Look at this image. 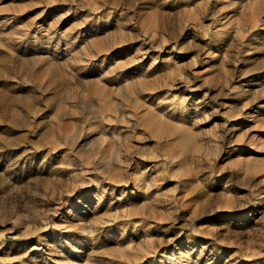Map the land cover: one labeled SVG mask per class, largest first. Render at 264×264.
<instances>
[{"label": "rangeland", "instance_id": "374dc122", "mask_svg": "<svg viewBox=\"0 0 264 264\" xmlns=\"http://www.w3.org/2000/svg\"><path fill=\"white\" fill-rule=\"evenodd\" d=\"M0 264H264V0H0Z\"/></svg>", "mask_w": 264, "mask_h": 264}]
</instances>
